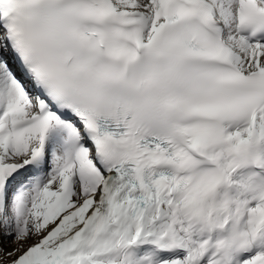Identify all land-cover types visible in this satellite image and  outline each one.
<instances>
[{
	"label": "snow or ice",
	"instance_id": "snow-or-ice-1",
	"mask_svg": "<svg viewBox=\"0 0 264 264\" xmlns=\"http://www.w3.org/2000/svg\"><path fill=\"white\" fill-rule=\"evenodd\" d=\"M0 264H264V0H0Z\"/></svg>",
	"mask_w": 264,
	"mask_h": 264
},
{
	"label": "rangeland",
	"instance_id": "rangeland-1",
	"mask_svg": "<svg viewBox=\"0 0 264 264\" xmlns=\"http://www.w3.org/2000/svg\"><path fill=\"white\" fill-rule=\"evenodd\" d=\"M29 243H31V242H29Z\"/></svg>",
	"mask_w": 264,
	"mask_h": 264
}]
</instances>
